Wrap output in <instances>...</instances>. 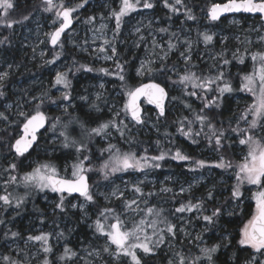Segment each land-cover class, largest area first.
I'll return each instance as SVG.
<instances>
[{"label": "rangeland", "instance_id": "obj_1", "mask_svg": "<svg viewBox=\"0 0 264 264\" xmlns=\"http://www.w3.org/2000/svg\"><path fill=\"white\" fill-rule=\"evenodd\" d=\"M75 1L76 0H59L54 4L58 6L61 2H63V4L67 7L73 6ZM196 1L200 2L198 3V6L193 8L192 6L197 4ZM169 2L172 3L173 1L169 0ZM226 2H228V0H184V3L187 6L191 5V9L193 14L196 16V20H187L179 11L175 14L174 19L169 21L168 25L164 24L162 18V16H170L164 7L163 1L158 4V10L155 8L143 9L140 7L137 11L131 12L122 18L119 34L114 35L116 22L111 14L113 11L119 10L121 0H92L89 7V12L92 14L91 17H85L83 11L81 10L73 12L72 14L75 21L74 27L64 36L62 42L57 48H52L54 51L51 52L49 50L50 36L48 34L54 32L60 26L61 20L55 15L58 7H54L51 12L44 11L49 14V18L43 19L41 14H39L30 21V26L25 28L19 27L16 30V34L20 41V49H30V63H37V66L45 69L47 74V80L37 78V82L35 83L38 85L36 86L37 89L33 95L34 97L39 94L42 95L43 93H47L48 95L50 91L54 89V93L58 95V99L61 103L52 105L48 111L53 112L54 114L57 113L56 115L59 113L60 116H67L69 115V111H71V113L76 111L75 107L80 105L81 108L85 109L87 114H91L96 117L103 115L106 117L107 121L115 118L117 124H119L120 121H123V124H119L125 133L123 137H121L120 133L114 128L109 129V135H101L97 137L99 138V142L107 143L108 146L115 145L122 153H135V147L131 144L134 138L132 137L133 135L140 132L146 135L156 134L161 130V128L156 121L157 112L153 113L151 116H149V114H144L143 119L145 122L138 125L139 129L135 130L136 127H134V123L131 120L130 115H126L125 112L122 111L124 104L128 101L126 92L129 88L126 87L122 89V83H120L118 79H115V77L121 73L120 69L117 68L118 61L123 57L133 59L136 65L134 68V74L139 80L143 79L148 73H150L145 70L142 75L136 74L137 70L140 69L142 62L145 65V69H154L157 65H163L171 59L178 63L172 70V73H176L178 71L181 74H185V72L189 70L197 71L196 69L200 67L203 71H206V73H210V75H217L218 72L222 70V66H225L222 65L221 68L218 67L223 64V60L219 58L218 54L223 52L224 58H228L230 61L229 64L231 65L232 60H234L233 53H236L237 50H239L238 55L244 56V61H248L247 66L252 67L251 72L249 73L251 74L253 71L251 53L258 51L264 52V43L260 42V37L264 36V21H261V19L257 17L235 15L221 19L215 23L211 22L208 18V11L212 4ZM203 5H208L206 12L204 11ZM196 11L199 12V15L195 13ZM90 18H94V20L90 21ZM101 25H104L105 27L101 28ZM138 28L140 29L139 32L136 31ZM161 28L167 29V31H159ZM203 32H208L214 36L213 43L207 47L202 42V39L197 35L198 33ZM141 36L144 37L143 40L140 39ZM105 39L112 42V44L105 45ZM185 39L193 42L191 52L192 60L187 64L180 55L181 52L186 50L185 45L183 44ZM64 40L65 43L63 44ZM153 41H155V46ZM169 41L176 44L177 48L169 51ZM249 41H251V43H249ZM61 45L63 46L61 47ZM137 45H139V47H137ZM111 46L116 48V54L114 56H112ZM101 47L106 48V51L100 52L99 49ZM67 49L71 50L73 54L77 56V59L84 65L86 64L85 66L87 68H94L98 72H100L99 69L104 68L108 70L109 74L105 75L101 72L100 74L94 75L91 73L92 71L89 72L83 69L82 76L80 79L78 78L76 80L78 82V86L70 92L71 99L69 101H63L61 93L68 90L63 88L59 89L58 86L51 84V82L48 83V79L55 81V75L57 72H67L70 80L71 77L75 75V73L70 72V69H73V67L77 68L78 66H76V64L74 65L71 59L63 57V52L66 53ZM165 52L168 53L167 57L165 59H161ZM56 53H59V58H56ZM105 56H112V59H105ZM52 60H55V63H47V61ZM150 61L152 63H150ZM232 68V73L235 75L238 74L237 71L239 70V66L234 65ZM232 68L228 67L227 69L230 71ZM7 70H4L3 72H8ZM71 84L73 85L72 81ZM101 84H103V88L100 87ZM220 86L222 87V85ZM232 87L238 91L237 87L240 88V82L237 87L235 85ZM170 89L172 92V98H169L167 109L171 107L170 113L175 118H178L181 112H186L185 108L183 110L179 109L181 106L180 104L184 100L181 96L183 90H181L182 88L180 86L175 90L172 87ZM241 92H232L229 95L224 94L230 101L231 105H229V108L225 107L223 110V120L225 117L232 121V117L233 121L239 122L241 114L240 111H245L246 107L253 102L252 97L248 93L243 92L245 95H241ZM201 94H199L201 97L206 96L205 94ZM218 95L219 93H216V96ZM82 96H86L88 98L87 101L82 100ZM97 96L100 98L97 99ZM40 98L43 97L41 96ZM39 101H41V99H38V102ZM185 101L186 100H184V102ZM222 101L220 102L222 103ZM93 103L99 106V111L92 108ZM66 106H68L67 112L64 110ZM213 107L214 106L204 109L208 112L211 110L210 113H213L216 112L215 108L212 109ZM5 108L10 110L14 108V106L12 104H8ZM21 112L23 111H20V113ZM117 112L120 113L119 116H116ZM0 113H2L1 109ZM207 115L209 116V113ZM46 116L49 121L48 128L42 134L43 139L41 144L37 145L35 151L49 160L54 154H59L63 150V147L61 146L62 144H59L61 148L54 145L61 141L59 132L62 130L61 128L65 124L66 120L61 121L57 125V128L53 130L51 128V124L55 120L53 118V122L51 123L50 119H52V115L51 117H48V115ZM251 118L252 117L249 116V120H251ZM241 123L243 124L239 126L240 128H242V126H245L244 128L247 127V124L244 121ZM217 124L221 123H216L214 125L218 127ZM124 125H127V128H124ZM160 125L161 127H164L166 124H164V122H160ZM97 126H99V124L94 123V121L85 123V127L89 129ZM226 126L227 125L223 124L217 129L224 130V127ZM228 132L229 131H225V134L227 135ZM74 133L75 136H78L76 132ZM131 133L134 134L131 135ZM227 137L229 138V134ZM61 143H63V140ZM234 147L236 148L234 155L240 159L238 161L240 162L246 152V148L245 146L242 148L240 145H236ZM162 152L163 151H161V153ZM198 152L201 155H204L206 159L210 160L218 156L215 151H210L204 146L200 147ZM109 156L110 153H108L107 159ZM152 156L141 154L137 156V158H150ZM75 158H77V156H75ZM166 158L167 156H165V159ZM1 159H5V157H1L0 160ZM88 160H90L89 157L84 161L85 167L93 170L87 172L86 174L90 178V188L92 192L96 194V201H100L105 207L116 209V212L121 214V219L125 221L128 228H131L134 223H138L141 218L147 219L146 209L148 207L164 208V211L167 212L166 208H168L172 202H177V206H180L183 203L180 202L181 198L187 200L185 203H188L190 200H194L195 202L203 200L204 203H213L219 207L224 198L223 196L226 193L225 188H222V186L227 185L233 180L231 174L233 175L234 172L226 171L227 173H221L215 171L213 168L206 169L205 166L197 167L195 163L178 162L176 163L179 166L178 168H180L178 171H172L170 169L160 173L157 171L159 168L149 167L144 171L129 170L128 172L116 173L115 175H112L109 180H104L101 173L97 171L100 167L97 168L96 166L88 165L87 163H91ZM6 162L10 165L12 160L7 159ZM161 162L162 161H159L158 163ZM74 163H76V159L75 161L70 159L64 162L60 167H56L55 165L53 166L57 169L60 177L66 178L64 175L72 174V165ZM141 163H144V161L142 160ZM148 163L151 164L155 162L149 159ZM39 164L40 161L37 157L27 159L25 163V165L31 166L32 169L40 166ZM175 168H177V166ZM191 169L195 170L193 171ZM71 177L69 179L73 178ZM3 183L4 182L0 178V195H7L5 191L6 187L3 186ZM217 185L220 186L216 187ZM134 186L142 188L145 194L151 192L155 193V195H145L144 197H140L132 190ZM162 188H168L171 189V191L161 192ZM181 189H184L185 191L182 192ZM117 190L118 195L119 193H123L124 199H137L141 201L137 211L124 210V199H117L112 196V192ZM209 190L213 191L215 195L214 200L207 199V193ZM254 190L255 189L253 188V191ZM39 192L41 194L40 199L46 204L47 210H50V213H53L54 205L58 202L60 194L51 192L50 190ZM101 193L103 195H101ZM248 194L252 197L251 191L248 190ZM251 197H245V200ZM27 199H29V197H27ZM145 200L147 203L143 202ZM65 204L72 214L78 215L76 217L80 224L85 226L87 232L90 233L88 239L85 240L82 236L75 234L76 228L66 217H62L56 223L47 222L46 224L45 221H41V218L34 216L26 218L21 217L17 219L15 217L17 215L16 210L11 209L12 211L9 212L10 218L3 227L4 231H6L0 233V242L2 243V246L0 247V264H6V262L2 259L4 255L10 256L14 260H23L24 264H43V259L46 255L53 264H84V260L79 258H77L76 261H60L59 256L63 254L65 246L78 252L81 257L92 261V264H105L104 259L111 261V264H131L130 258L127 257H121L120 261L117 262L112 260L107 254L103 255V259H96L94 257L87 256L85 249L88 251L98 250L101 249L105 243L106 238L96 236L93 228L90 227L92 222L97 218L99 214L98 212L99 210L101 211V209L97 206L95 207L96 203L89 204L85 202L83 198L78 197L73 200L65 201ZM72 204L84 205L85 211H80L79 207L72 208ZM207 204L203 206L206 210L204 214L210 215L212 211L205 207ZM135 207L136 205H133V208ZM3 208L5 207H2V203L0 201V214L3 211ZM92 208L96 210L93 211ZM140 209H144V211H140ZM224 209V214L220 218L222 219L223 217L226 221L230 217L228 215V211H232L233 209L231 204L224 207ZM85 212L87 215H85ZM175 215L176 216L172 222L176 224L178 228H183L185 232L190 233V235L186 237L184 232H179L177 240L173 242L174 247L170 249L168 245L165 244L157 251L155 257L160 261L164 260V264H168V260L170 259H175V253L177 252L185 254L186 250H198L200 246H204L205 244L210 246L212 244L221 243L222 237L225 235L228 236L229 241L232 238L224 225H208V230L204 231L205 222L202 219L196 218L198 215L196 212L183 214L175 213ZM163 216H166L165 212H163ZM153 218L154 217H151V219ZM110 222L114 223L115 221L111 220ZM18 223L21 225L23 224V232L19 234V237L13 239L11 238V233L8 229L15 227ZM223 224L225 223L223 222ZM57 225L59 226L57 227ZM243 225L238 228V233ZM144 227L148 234L152 233V229L150 227H147V225ZM161 227H164V225ZM60 232L64 233L63 237L59 236ZM5 233L8 234L7 238L5 237ZM41 233H51V238L49 240V243L53 248V252L51 254L43 253L38 243L27 240L29 235H39ZM197 234L202 235L203 241H197L195 239ZM223 243L226 244L228 241H223ZM114 247L115 246H113V248ZM137 253L139 256L143 257L142 261H145L150 257L145 256L139 250H137ZM245 259L246 258H242L240 264H244Z\"/></svg>", "mask_w": 264, "mask_h": 264}, {"label": "snow or ice", "instance_id": "obj_2", "mask_svg": "<svg viewBox=\"0 0 264 264\" xmlns=\"http://www.w3.org/2000/svg\"><path fill=\"white\" fill-rule=\"evenodd\" d=\"M44 4L43 11L51 12L54 7H58V10L55 12L57 18L62 20L60 26L52 33L48 34L50 36L51 44L56 46L61 39V34L71 25V15L73 12L77 11L78 8L84 7L87 4L88 0H82L76 6H65L61 2L58 6L54 4V0H42ZM164 7L167 8L172 13H178L180 7L185 9L184 15L187 20L195 21L196 16L193 14L192 9L188 8L184 3V0H173L172 3L169 0H163ZM154 3L151 0H121V6L118 11L112 12V17H114L116 22V30L114 35L119 34V29L121 27L122 18L127 16L131 12L137 11L140 7L143 9H152ZM14 8L13 0H0V26L7 27L11 29L14 24L23 23L27 21L29 17L27 15L23 16L21 20H12L9 19V12ZM259 13L262 18H264V0H228L227 3H214L208 11V18L211 21H218L220 17L225 13ZM94 18H90V21ZM55 23V21H54ZM104 25H101V28H104ZM137 32L140 31L138 28ZM161 32H166L167 29H159ZM175 35V34H173ZM199 38L202 39V42L207 47L211 45L214 40V36L208 32L198 33ZM141 40L144 39L143 36L140 37ZM7 40V37L4 40H0V44H3ZM260 42L264 43V36L260 37ZM251 43V41H249ZM105 45H111L112 42L107 39L104 40ZM155 46V41H153ZM185 45V51L181 52L180 55L184 59V62L187 64L192 60V48L193 42L185 39L183 41ZM63 45H61L62 47ZM139 47V45H137ZM177 48L176 44H173L171 41L168 42V50H174ZM100 52H105L106 48L101 47ZM238 51L233 53V58L238 59L239 63H244V56L238 55ZM247 51V50H245ZM112 56L116 54V48L111 46ZM167 52L164 53V56L161 59L167 57ZM219 58L223 60V65H228L230 61L224 58V53L218 54ZM112 56H105V59H112ZM56 58H59V53H56ZM215 58V57H214ZM251 60L253 62V71L251 74H246L241 78V86L239 91L248 93L253 102L248 105L245 111L241 114L240 120L244 121L247 124L246 128H240L239 124L236 128H232L231 131L236 134L238 137L239 145L245 146L246 152L242 157V160L239 163H233L232 160L226 159L225 156H221L219 162L212 165L213 167L219 168L223 171H228L234 169L233 175L235 178V184L232 185L230 189L229 200L225 203L231 202L232 211H228V215L232 216L235 214V209L241 208L242 198L244 196L243 189L247 186L248 190L252 193V199L255 201V210L251 214L250 219L244 223L243 227L239 231L240 239L238 244L241 248L251 249L252 251L247 255L244 264H264V52H254L251 53ZM47 63H55V60L47 61ZM150 63H152L150 61ZM11 67V65H9ZM86 71H93L92 68H87L84 65L80 66ZM117 68L120 69V72H123V66L117 64ZM79 70V69H77ZM151 72L153 69H145L143 62L141 63L140 69L137 70V75H142L144 71ZM164 69L162 68L161 71ZM100 72H103L105 75L109 74L107 69L101 68ZM8 72L0 73V86L2 82L8 77ZM117 78L121 81H124L125 77L122 74H118ZM178 83L188 87L191 86L192 89H201L202 92L207 93L213 91L211 88L212 84H217L215 91L219 93L218 96H214L211 99L206 96L204 108H210L212 106L220 107V101L225 93H232L234 89L231 84L225 81V76L223 71H219L214 77H199L194 72L186 71L184 75L180 76ZM223 84L221 87L220 84ZM55 86H60L65 90L71 88V80L68 78L67 72H57L55 75ZM103 88V84L100 85ZM128 101L124 104L122 111L126 115L130 114L131 120L135 124H143L145 121L142 118L141 110L138 104L140 97L144 96L147 98L149 104H155L156 108L159 110L158 115H165L164 101L167 98V92L164 87H161L158 83H148L142 84L140 87L135 89H128L127 92ZM4 93L0 92V96H3ZM47 95V93H45ZM186 95L197 96L196 91L186 92ZM61 98L63 101H69L71 99L70 91H63L61 93ZM100 97L97 96V99ZM41 103H43L42 98ZM82 100L87 101L86 96L81 97ZM175 99V98H173ZM56 103L55 100L51 101ZM186 107L190 105L186 104ZM67 107H65V112H67ZM92 108L99 111V106L95 103L92 104ZM203 111V110H202ZM119 112L116 113V116H119ZM21 116H25L26 122L23 124V135L20 138L15 140L14 144L10 145V148L14 150L17 156H24L25 153L32 147V145L37 140L36 133L44 127L47 117L41 111H39V105H37V111L35 115L27 116L24 112L20 113ZM251 116V120H249ZM0 119L7 120V116L3 113H0ZM196 121L200 124V130L193 133L191 127L187 131L183 127L178 129L185 137L191 138L193 143H196L194 136H199L204 128L207 127L209 132L205 133L209 143L214 141V147L216 151H220L221 148L225 147V144L222 141H227L228 137L225 134V130L217 129L216 126L211 122V119L208 115H196ZM60 123L59 117L51 124V128L55 130L57 125ZM72 123H79L81 129V134H86L89 140L93 136H107L109 135V129L114 128L117 132L120 133L121 137L125 135L124 131L121 129L119 124H123V121H120L119 124L113 120L99 124V126L94 128H86L83 122L79 121H69L68 124L63 125V130L59 132V136L63 137L62 146L64 148H74L77 154L84 153L88 151V146L83 141H79L72 137L68 132V127ZM183 123V122H181ZM191 123V122H189ZM124 128H127V125H124ZM228 147H231V144H228ZM110 153L109 158L100 166L97 171H99L104 180H109L112 175L116 173L132 171H144L146 168H159L161 167L159 161L165 159L166 153H161L158 156L152 157H141L137 158L135 153L124 152L122 153L115 145H109L105 149ZM172 160L176 161H188L191 158L183 154L180 150H176L173 155L170 157ZM88 157L84 156L83 159H80V156L77 155V162L72 165V179L60 177L55 166L51 164H42L34 168L31 172L26 173L22 180L24 186L33 187L38 191L50 190L51 192L58 193L59 200L54 205L53 212L54 214L58 210L59 213H65L67 206L65 205L66 196L64 193H67L69 196L72 194H78L79 197H82L85 202L89 204L96 203V194L92 192L90 185L88 183L87 172L92 171L93 169L85 167L84 161ZM151 160L155 163H148V160ZM144 163H141V161ZM197 167H204L203 161L195 162ZM16 164L12 163L8 169L5 171H15ZM195 170V169H191ZM17 180L16 176H10L9 183H14ZM253 188L255 189L253 191ZM138 196L144 197L155 195V193L145 194L139 186H134L132 189ZM171 189L162 188L161 192H168ZM181 191H185L181 189ZM117 191L112 192V196L117 199H124L123 193L117 194ZM101 195H103L101 193ZM208 200H214L215 195L212 190H209L207 193ZM0 201L4 205L12 206L13 200L10 197V194L0 195ZM141 201L137 199H124V210L128 211H137L139 208V203ZM147 203V201H143ZM24 203L23 198H18L14 204V207L17 209L21 207ZM203 200L192 203H182L179 207L174 209L175 213H198L197 219H202L205 222L204 231L208 230V225H215L220 217L224 214L225 209L223 207L213 208L210 215L204 214L206 211L203 207ZM133 205H136L133 208ZM72 208L79 207L80 211H85L84 205L72 204ZM144 211V209H140ZM164 209L156 207H148L146 209V215L149 217H154L151 220L141 218L138 223H134L131 228H128L125 224V221L121 219V214L116 212V209L105 207L103 208L97 218L92 222L90 227L93 228L94 234L98 237H104L105 243L101 249L88 251L85 249L87 256L94 257L96 259H103V255L107 254L111 257L112 260L119 262L121 257L130 258L131 264H142L143 257L139 256L137 250L142 252L145 256H156L157 251L161 249L165 244L171 249L174 247V243L178 238L179 232H184V235L187 237L190 233L185 232L183 228H178L176 224L170 222L167 217L163 216ZM85 215L87 213L85 212ZM179 218V217H178ZM114 220L115 222H110ZM0 223H3L0 220ZM145 225L152 229V233L148 234ZM159 225H164V227H159ZM59 225H57L58 227ZM7 233L5 237L7 238ZM19 236L17 232H11V238L15 239ZM59 236L63 237L64 233L60 232ZM51 238V233H41L39 235H29L27 240L30 242H36L40 245L42 252L45 254H51L53 248L49 243ZM197 241H203L201 234H197L195 237ZM223 241H229L227 235L222 237L221 243H216L212 245H204L199 247V255L189 258L182 252L175 253V259L168 260V264H216V253L221 249L222 246L226 247L227 245ZM113 246H115L113 248ZM77 258L84 260V264H92V261L81 257L80 254L73 249L65 246L63 254L59 256L60 261L72 260L76 261ZM3 261L6 264H24L23 260H14L8 255L2 257ZM43 264H51L50 260L47 258V255L43 259ZM105 264H111V261L105 262Z\"/></svg>", "mask_w": 264, "mask_h": 264}, {"label": "trees", "instance_id": "obj_3", "mask_svg": "<svg viewBox=\"0 0 264 264\" xmlns=\"http://www.w3.org/2000/svg\"><path fill=\"white\" fill-rule=\"evenodd\" d=\"M71 1V0H69ZM163 0H151L152 3H154V7L156 10H158V4L161 3ZM173 1V0H171ZM58 2V1H57ZM55 2V3H57ZM82 0H76L73 4V6L78 5L81 3ZM92 0H88L87 4L84 5L82 8H78V10L83 11V14L85 17H91L92 14L89 12V7L90 3ZM197 4L193 5L192 7L194 8L195 6H198V3L200 1H196ZM14 3V8L10 10L9 12V19L12 20H21L23 16L27 15L29 19L27 21H24L23 23H17L14 24L11 29L0 26V40H4L5 37H7V40L3 44H0V73H3L4 70L8 71V77L2 82V86H0V92H3L4 95L0 96V109L1 112L7 116V120L1 119L0 121V158L5 157V159L0 160V178L2 179L3 186L6 187V194H10V197L13 200V205L8 206L4 205L2 203L3 208L2 213L0 214V220L3 221V223H0V233L5 232L3 227L6 225L7 221L9 220V212L12 211L11 209L16 210L17 215L15 216L17 219L21 217H39L41 218V221L47 222H54L56 223L59 219L62 217H66L69 221L72 222L73 226L76 228L75 234L82 236L85 240L89 238L90 233L87 232V229L85 226L81 225L79 220L77 219L76 216L77 214H72L71 211L67 208L65 213H59L58 210L56 213H50V210H47L46 204L40 199L41 194L40 192L33 188V187H25L23 184V176L26 173L31 172L33 169L29 165H25L26 160L29 158L37 157L38 160L40 161L39 165L42 164H51L55 165L56 167L62 166V164L70 159L73 161L77 162V158L75 156L79 155L80 159H83L84 156L89 157L91 163H87L88 165L91 166H96L97 168L100 167L106 160L108 156V151L107 149L109 146L107 143H101L99 142V138L97 136H93L91 140L87 137L86 134H81V129L79 127V123H72L68 127V132H70V135L74 137L75 139L79 141H83L85 144L88 146V151L77 154L75 152L74 148H64L62 145V152L59 154H54L51 159H46V157L42 156L38 152L35 151L37 145L41 144V141L43 139L42 133L40 135V139L36 147L27 155L23 157H17L14 155L12 149L10 148V145L13 144L15 139L20 133V129L25 123L26 119L25 116L20 115V111H23L27 116L34 115L37 111V105H39V111L43 112L45 115H48V117H51L50 119L51 123L54 120L59 117L60 122L65 121V124H68L69 121H79L85 123H104L108 122L106 120V117L103 115H100L98 117L87 114L85 109L81 108V106L75 107L76 111L72 112L69 111V115L67 116H60L56 115L57 113L49 112L48 109L52 105L60 104L61 101L58 99V95L54 93V89L50 91V93L46 96L45 93L42 95H36L34 97V92L36 91V84L37 78H42L43 80H47V74L45 72V69L39 68L37 66V63H30V56H31V50L30 49H20V41L19 37L16 34L17 28H25L30 26V21L36 17L37 15L41 14V17L43 19L49 18V14L45 13L43 11L44 4L42 0H13ZM207 6L208 5H203L204 11H207ZM180 13L185 17L184 8H180L179 6H176ZM188 8H192L191 5L187 6ZM166 11L169 13L170 16L165 17L162 16L163 22L165 25H168L169 21L174 19L176 13L170 12L167 8ZM197 15H199V12H195ZM246 17V16H245ZM248 17V16H247ZM258 18V17H257ZM65 43V40L63 41V44ZM49 50H52V48L49 46ZM63 57L71 59V61L78 66L77 68L73 67V69H70L71 73H75L73 77H71V81L73 82V85L71 84V88L68 89V91L74 90L78 86V82L76 81L78 78L83 74V69L80 66L84 65L81 61L77 59V56L73 54L71 50H66V53L63 52ZM228 59V58H227ZM247 60L244 61L243 64L239 63L238 59H234L231 62V65H225L222 66L223 64L219 65L218 67L221 68L224 72L225 76V81L231 84V86L237 85L240 82L241 86V78L242 76L249 74L251 72V68L247 66ZM118 64L123 66V72L120 73L124 75L125 79L124 81H121L115 77V79H118L120 83H122V89L123 88H129V89H135L139 85L147 82H156L162 86H164L168 92H169V98H172V92H171V87L175 90L177 87H181L183 90L181 93V96L184 100L180 104L181 106L179 109L183 110L184 108L186 109V112L183 111L181 114L178 116V118H175L170 112V108L167 109V113L164 117H160L158 114L156 115V121L161 128V130L156 133V134H150L146 135L143 133H138L136 135H133L132 137V145L135 147V153L137 156L141 154H147L148 156L152 155H160L161 151L162 153H166L167 158L164 159L157 171L160 173L162 171H167V170H172V171H178L180 168H178V162L184 163V162H190V163H195L196 161H203L204 166L206 169L208 168H213L215 171L221 172V173H227L226 171H223L219 168L213 167L212 165L216 164L219 162L220 156H225L226 159L232 160L233 163H239L238 161L240 160L238 157H236L235 154V147L236 145H239L237 136L235 133L231 132L232 128H236L237 125L241 126L243 123L242 121L239 120V122L233 121L232 117L230 121L228 118L224 117L223 120V110L226 108H229L230 101L227 99L226 95L230 93H225L226 95H223V101L222 103L220 102V107H213L212 109L215 108L216 112L210 113L211 110L206 111L204 109V104L205 100L203 97H201L199 94L203 95L205 94L207 98L211 99L212 97L216 96L217 91L215 89L217 88V84H212L211 88L213 91H209L207 93H204L201 91V89H192L190 85H188L187 88H185L184 85L178 83L180 76L184 75L183 73L181 74L180 72L172 73V70L174 67L177 66V62H175L173 59L167 61L163 65H157L153 71L148 73L143 79L139 80L135 77L134 74V68H135V62L133 59L130 58H120L118 61ZM3 65V66H2ZM11 65V67H9ZM86 65V64H85ZM84 65V66H85ZM237 65L239 66V70L237 71L238 74H234L233 72V66ZM86 67V66H85ZM232 68L230 71H228L227 68ZM164 69L161 71V69ZM94 69V68H93ZM81 70V71H80ZM195 70H189L190 72L196 73L197 76L199 77H214L215 75H210V73H206V71H203L202 68H198ZM92 74H100L101 72L96 71L95 69L91 72ZM91 75V76H94ZM50 80V81H49ZM54 84V81H51V79H48V83ZM220 85L223 86L221 83ZM75 86V87H74ZM41 87V86H39ZM59 89L62 87L58 86ZM120 88V87H119ZM233 88V87H232ZM121 89V88H120ZM121 89V90H122ZM239 91V87H237ZM191 91H196L198 93L197 96H189L186 95V92H191ZM237 90L234 89V93L238 92ZM241 92V91H240ZM242 93V94H241ZM241 95H245V93L241 92ZM43 97V103L41 101L38 102L37 98ZM225 98V99H224ZM55 100L56 103H52L51 101ZM171 100V99H170ZM12 104L14 108L7 110L5 108L6 105ZM188 104L190 107H186L185 105ZM145 108V114H149L151 116L153 113L156 111L150 107H148L146 104L144 106ZM221 108V110H220ZM203 110V111H202ZM241 114L244 112L240 111ZM209 113V118L211 119V122L216 124V123H221L217 124L218 127L224 125H227L224 127L225 131H229L227 135L229 134V138L227 141H222V143L225 144L224 148H221L220 151H216L214 147V141L212 143H209V140L207 139L205 133H208L209 130L207 127L204 128V131L201 132L199 136H194V139L196 140V143H193L191 138L185 137L183 134H181L178 129L183 127L186 131L188 130L189 127L192 128L193 133L196 131L200 130V125L199 122L196 121V115L201 114V115H207ZM240 114V113H239ZM240 114V116H241ZM172 118V119H171ZM172 120V121H170ZM49 122V121H48ZM160 122H164V127H161ZM183 122V123H181ZM191 122V123H189ZM135 130L139 129L138 125L134 124ZM216 127V128H218ZM245 126H242L244 128ZM48 128V126H47ZM46 128V129H47ZM45 129V130H46ZM63 130V127L61 128ZM76 132L78 136H75ZM74 133V134H72ZM134 133H131V135ZM226 135V136H227ZM231 136V138H230ZM168 138V139H167ZM63 137H61V141L54 146L60 147L59 144H62ZM228 144H231V147H228ZM206 147V149L210 151H215L217 153V157L214 159H206L204 155H201L198 150L200 147ZM242 148L243 146L240 145ZM122 150V149H121ZM176 150H180L183 154L189 156L191 159L188 161H173L170 157L175 153ZM227 151V152H226ZM7 159H11L12 163L16 164V170L13 171H5V169H8L10 165L7 164ZM172 163V165H171ZM171 165V166H170ZM196 165V163H195ZM177 166V168H175ZM230 172L234 171V169L228 170ZM10 176H16L17 180L14 183H9V178ZM66 178H70L71 174L64 175ZM231 177H233V180L229 182L227 185H223L222 188H225L226 193L224 194V198L221 201V204L219 207H226L227 205L231 204L225 203L226 201L229 200L230 197V189L233 184H235V178L234 175L231 174ZM72 178V177H71ZM6 185V186H5ZM220 185H217L218 187ZM3 187V188H4ZM221 188V187H220ZM39 192V194H38ZM244 196L242 198V205L241 208L235 209V214L230 216L226 221L220 218L219 221L215 225H224L225 228L227 229V232L231 235V240L230 243H226V247L222 246L221 249L216 253V264H240L242 258H246L247 255L252 251L251 249H246V248H241V246L238 244V240L240 239L238 228H240L244 223L247 222L248 219H250L251 214L255 210V202L252 199L251 195L248 194V187L246 186L243 189ZM66 196V195H65ZM251 197L245 200V197ZM29 197V199H27ZM66 200H73L74 197L66 196ZM18 198H23L24 203L21 205L20 208L14 207V204ZM180 202L185 203L187 200H184L183 198L180 199ZM192 203H196L194 200H190ZM171 205L168 206L167 212H165V217H168L169 221L172 222L175 218V212L174 209L177 206V202H172L170 203ZM207 203H203V206ZM66 205V204H65ZM100 208L101 210L105 208V206L100 202L96 201L95 207ZM151 206V205H149ZM207 209H210L211 211L213 208L217 207V205L212 204H207L205 206ZM164 209V208H163ZM92 210H96L92 208ZM165 210V209H164ZM1 211V210H0ZM100 212V210H99ZM98 212V213H99ZM92 213V211H91ZM168 213V214H167ZM96 216V214H95ZM147 220H151V217L147 216ZM223 222L225 224H223ZM173 223V222H172ZM162 225H160L161 227ZM8 231L11 232H17V233H22L23 232V224H16L15 227L8 229ZM8 232V233H9ZM19 237V236H18ZM21 238V237H20ZM2 246V243L0 242V247ZM185 255L188 256L189 258L195 257L199 255V249L198 250H191L185 252ZM105 262H108L106 259H104ZM162 260V259H161ZM164 260L160 261L158 258L155 256L152 257L150 256L147 258L145 261H142V264H164ZM51 264H53L51 262Z\"/></svg>", "mask_w": 264, "mask_h": 264}, {"label": "water", "instance_id": "obj_4", "mask_svg": "<svg viewBox=\"0 0 264 264\" xmlns=\"http://www.w3.org/2000/svg\"><path fill=\"white\" fill-rule=\"evenodd\" d=\"M57 1H59V0H54V3L55 2H57ZM227 3V2H226ZM211 8V7H210ZM235 15H244V16H250V17H258V18H260L261 19V21H264V18H262L261 16H260V14L259 13H257V14H251V13H243V12H240V13H225L224 15H222L221 17H220V20L221 19H224V18H227V17H231V16H235ZM71 20H72V22H71V25L65 30V32L64 33H62L61 34V39H60V42L63 40V38H64V36L74 27V24H75V21H74V17H73V14L71 15ZM210 20V19H209ZM220 20H218V21H220ZM211 21V20H210ZM218 21H211V22H218ZM61 23H62V20H61ZM60 42L56 45V46H53L52 44H51V40H50V42H49V45H50V47L51 48H56V47H58L59 46V44H60ZM148 83H156V82H147V83H143V84H148ZM142 85V84H141ZM141 85H139L138 87H140ZM161 87H164V86H162V85H160ZM165 88V87H164ZM165 91L167 92V98L165 99V101H164V107H165V115H166V113H167V104H168V101H169V93H168V90L165 88ZM143 103H146V105L148 106V107H150V108H152V109H154L156 112H157V114L159 113V110L156 108V106H155V104H149L148 102H147V98L146 97H144V96H142V97H140V99L138 100V104H139V107H140V110H141V115H142V118H143V115H144V107H143ZM35 115V114H34ZM130 115V114H129ZM164 115V116H165ZM46 116V115H45ZM164 116H160V117H164ZM26 122V121H25ZM134 122V121H133ZM135 123V122H134ZM141 125V124H140ZM47 126H48V119L46 120V122H45V125H44V127L43 128H41L37 133H36V136H37V140L35 141V143L32 145V147L28 150V152L27 153H25V155H27V154H29L35 147H36V145L38 144V142H39V139H40V135L45 131V129L47 128ZM23 135V126L21 127V129H20V135L16 138V139H18V138H20V136H22ZM15 139V140H16ZM15 143V141L13 142V144ZM13 151V153H14V155L15 156H17L16 154H15V152H14V150H12ZM24 155V156H25ZM17 157H21V156H17ZM23 157V156H22ZM87 175V174H86ZM88 176V175H87ZM64 178V177H63ZM88 178H89V176H88ZM69 179V178H68ZM88 183H89V185H90V187H91V183H90V178L88 179ZM58 194V193H57ZM64 195H68L67 193H64ZM69 196V195H68ZM70 197H78V198H82V197H79V195L78 194H72V195H70Z\"/></svg>", "mask_w": 264, "mask_h": 264}, {"label": "flooded vegetation", "instance_id": "obj_5", "mask_svg": "<svg viewBox=\"0 0 264 264\" xmlns=\"http://www.w3.org/2000/svg\"><path fill=\"white\" fill-rule=\"evenodd\" d=\"M61 42H62V41H61ZM61 42H60V43H61Z\"/></svg>", "mask_w": 264, "mask_h": 264}, {"label": "bare ground", "instance_id": "obj_6", "mask_svg": "<svg viewBox=\"0 0 264 264\" xmlns=\"http://www.w3.org/2000/svg\"><path fill=\"white\" fill-rule=\"evenodd\" d=\"M65 217V216H64Z\"/></svg>", "mask_w": 264, "mask_h": 264}]
</instances>
